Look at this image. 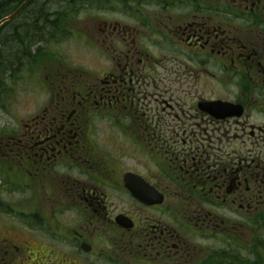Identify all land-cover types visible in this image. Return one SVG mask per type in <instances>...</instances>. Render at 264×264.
Listing matches in <instances>:
<instances>
[{
    "label": "flooded vegetation",
    "instance_id": "flooded-vegetation-1",
    "mask_svg": "<svg viewBox=\"0 0 264 264\" xmlns=\"http://www.w3.org/2000/svg\"><path fill=\"white\" fill-rule=\"evenodd\" d=\"M52 1L0 7V66L47 35L0 129V264H264V0Z\"/></svg>",
    "mask_w": 264,
    "mask_h": 264
},
{
    "label": "rangeland",
    "instance_id": "rangeland-1",
    "mask_svg": "<svg viewBox=\"0 0 264 264\" xmlns=\"http://www.w3.org/2000/svg\"><path fill=\"white\" fill-rule=\"evenodd\" d=\"M41 44H43V42ZM78 45H80V41L75 36H70L63 43V46H65L64 50L73 57L80 53ZM25 73L26 71L22 69V65H20L17 70L15 69V71L9 75L13 77L16 76V78L12 80V83L7 79L9 76L3 80L4 82L0 87V91L4 90L2 94L0 93V129H12L16 125L18 119L27 115L38 103L39 97L37 95L42 94V91L35 82L34 84H30L21 81L20 84L16 85V83H18L17 75L18 77H22ZM5 80L6 84L10 83L8 88L5 84ZM5 92H8V94L10 93V95L6 98L7 94L4 99H2Z\"/></svg>",
    "mask_w": 264,
    "mask_h": 264
},
{
    "label": "trees",
    "instance_id": "trees-1",
    "mask_svg": "<svg viewBox=\"0 0 264 264\" xmlns=\"http://www.w3.org/2000/svg\"><path fill=\"white\" fill-rule=\"evenodd\" d=\"M19 1H21V0H0V7L2 8V12H4V9H6L8 6H10L12 2H13L12 4H16ZM75 4H77L76 1H75V3L70 4V6H74ZM73 9L69 10V11H73ZM66 11H68V10H66ZM57 12H60V11H57ZM54 34H55V31H51L48 35L51 36ZM35 35H37L38 38L40 39V41H39L40 44L47 37V35H44L41 33L40 34L36 33ZM37 42H38V40L36 39V37L28 36V35L20 36L19 38H16V41H15L16 44L19 43L24 49H26L25 47H27L29 44H31V49H32V45L37 43ZM30 51L31 50L27 49L24 52H21V51L17 52L16 49L13 50V49L9 48L8 53L4 55L2 66H0V83L3 82L4 78H6L7 76H9L10 74H12L15 71V68H12V67H14L15 65L20 66V65H22V63H26V61H27L26 57L30 53ZM35 54L36 53L33 54V57ZM35 61H39V59L36 58Z\"/></svg>",
    "mask_w": 264,
    "mask_h": 264
},
{
    "label": "bare ground",
    "instance_id": "bare-ground-1",
    "mask_svg": "<svg viewBox=\"0 0 264 264\" xmlns=\"http://www.w3.org/2000/svg\"><path fill=\"white\" fill-rule=\"evenodd\" d=\"M51 3H53V1L51 0ZM54 11H52L51 14H54L53 13ZM20 36H15V37H8L7 41L9 42V39L11 40V42L13 43L12 46L15 44V41H16V38H19ZM34 37H36V39L38 40V42L40 41V39L38 38L37 35H34ZM8 46H10V44H8ZM18 48V51H21V52H24L26 51L27 49L28 50H31V44H29L27 47H25L26 49H24L19 43H17V47Z\"/></svg>",
    "mask_w": 264,
    "mask_h": 264
},
{
    "label": "water",
    "instance_id": "water-1",
    "mask_svg": "<svg viewBox=\"0 0 264 264\" xmlns=\"http://www.w3.org/2000/svg\"><path fill=\"white\" fill-rule=\"evenodd\" d=\"M28 1H29V0H26V1L22 4V6L25 5Z\"/></svg>",
    "mask_w": 264,
    "mask_h": 264
}]
</instances>
